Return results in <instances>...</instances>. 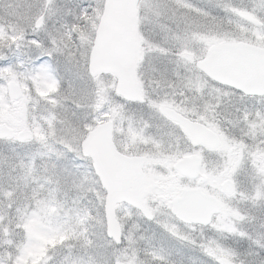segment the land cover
<instances>
[{"label": "snow or ice", "instance_id": "snow-or-ice-1", "mask_svg": "<svg viewBox=\"0 0 264 264\" xmlns=\"http://www.w3.org/2000/svg\"><path fill=\"white\" fill-rule=\"evenodd\" d=\"M0 264H264V0H0Z\"/></svg>", "mask_w": 264, "mask_h": 264}]
</instances>
